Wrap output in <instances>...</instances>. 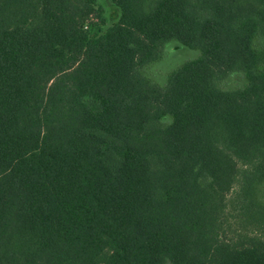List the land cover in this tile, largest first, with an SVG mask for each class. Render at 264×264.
<instances>
[{
  "label": "trees",
  "instance_id": "trees-1",
  "mask_svg": "<svg viewBox=\"0 0 264 264\" xmlns=\"http://www.w3.org/2000/svg\"><path fill=\"white\" fill-rule=\"evenodd\" d=\"M0 264H264V0H0Z\"/></svg>",
  "mask_w": 264,
  "mask_h": 264
},
{
  "label": "rangeland",
  "instance_id": "rangeland-1",
  "mask_svg": "<svg viewBox=\"0 0 264 264\" xmlns=\"http://www.w3.org/2000/svg\"><path fill=\"white\" fill-rule=\"evenodd\" d=\"M200 52L188 47H180L177 43H169L163 57L157 62L151 64L147 68L148 74L156 81L165 83L167 75L183 62L198 57ZM245 83L243 74L237 73L221 82V86L225 88H233L241 86Z\"/></svg>",
  "mask_w": 264,
  "mask_h": 264
}]
</instances>
